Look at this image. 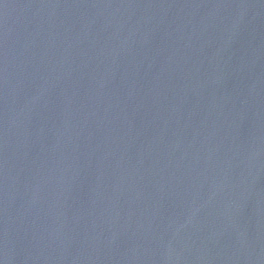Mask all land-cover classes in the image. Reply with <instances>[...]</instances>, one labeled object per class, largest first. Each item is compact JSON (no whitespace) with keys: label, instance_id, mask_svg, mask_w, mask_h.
<instances>
[{"label":"water","instance_id":"95a60500","mask_svg":"<svg viewBox=\"0 0 264 264\" xmlns=\"http://www.w3.org/2000/svg\"><path fill=\"white\" fill-rule=\"evenodd\" d=\"M0 264H264V0H0Z\"/></svg>","mask_w":264,"mask_h":264}]
</instances>
